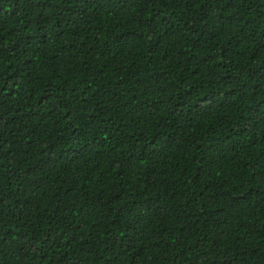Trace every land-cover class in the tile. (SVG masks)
<instances>
[{"label":"trees","instance_id":"1","mask_svg":"<svg viewBox=\"0 0 264 264\" xmlns=\"http://www.w3.org/2000/svg\"><path fill=\"white\" fill-rule=\"evenodd\" d=\"M0 264H264V0H0Z\"/></svg>","mask_w":264,"mask_h":264}]
</instances>
